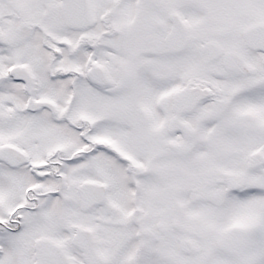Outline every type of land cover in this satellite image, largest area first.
<instances>
[{
	"label": "snow or ice",
	"instance_id": "1",
	"mask_svg": "<svg viewBox=\"0 0 264 264\" xmlns=\"http://www.w3.org/2000/svg\"><path fill=\"white\" fill-rule=\"evenodd\" d=\"M0 264H264V0H0Z\"/></svg>",
	"mask_w": 264,
	"mask_h": 264
}]
</instances>
